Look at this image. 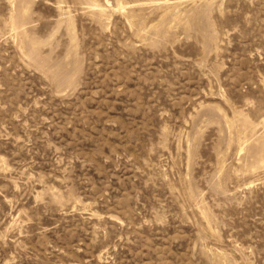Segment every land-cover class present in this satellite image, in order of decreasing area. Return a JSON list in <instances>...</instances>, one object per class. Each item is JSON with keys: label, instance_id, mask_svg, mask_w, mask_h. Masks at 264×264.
<instances>
[{"label": "rangeland", "instance_id": "rangeland-1", "mask_svg": "<svg viewBox=\"0 0 264 264\" xmlns=\"http://www.w3.org/2000/svg\"><path fill=\"white\" fill-rule=\"evenodd\" d=\"M0 264H264V0H0Z\"/></svg>", "mask_w": 264, "mask_h": 264}]
</instances>
